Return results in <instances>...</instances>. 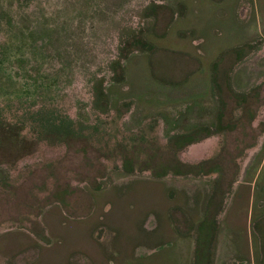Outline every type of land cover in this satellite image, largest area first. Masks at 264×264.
Segmentation results:
<instances>
[{
	"label": "rangeland",
	"instance_id": "obj_1",
	"mask_svg": "<svg viewBox=\"0 0 264 264\" xmlns=\"http://www.w3.org/2000/svg\"><path fill=\"white\" fill-rule=\"evenodd\" d=\"M0 264H264V0H0Z\"/></svg>",
	"mask_w": 264,
	"mask_h": 264
},
{
	"label": "trees",
	"instance_id": "obj_2",
	"mask_svg": "<svg viewBox=\"0 0 264 264\" xmlns=\"http://www.w3.org/2000/svg\"><path fill=\"white\" fill-rule=\"evenodd\" d=\"M119 61L117 64L119 67V73H118V78L117 80H122L123 79V73H124V65L122 63V61L119 59L117 60ZM93 92H94V105L96 108L100 109L101 111H105L108 106H109V96L107 94V90L105 86H96L93 85ZM66 121L65 118L58 117V120H50L49 118L46 120V122L48 123V126H53V129L59 130L60 129H65L67 126V124H64ZM70 121V120H69ZM44 125H46V123H44ZM46 125V127H47ZM200 129H207V128H201L198 127L195 130H192L191 132H183V133H179L178 135H174L173 138H177L178 136H180L182 139H184L185 142H189V141H193L196 139L195 134L198 133L199 131H202ZM201 165V162H199L197 165H188V167H190L189 169H191V167H199ZM210 224V223H209ZM209 226V225H208Z\"/></svg>",
	"mask_w": 264,
	"mask_h": 264
}]
</instances>
